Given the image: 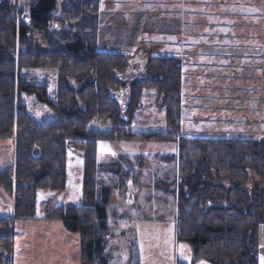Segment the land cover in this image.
I'll use <instances>...</instances> for the list:
<instances>
[{
	"label": "trees",
	"instance_id": "1",
	"mask_svg": "<svg viewBox=\"0 0 264 264\" xmlns=\"http://www.w3.org/2000/svg\"><path fill=\"white\" fill-rule=\"evenodd\" d=\"M99 31L100 0H0V139L11 140L15 152L14 168L0 167V196L13 207L0 216V264L14 263L17 227L37 218L38 192L66 189L71 149L83 151L84 202L48 208L44 218L80 234L81 264L114 261L111 253L119 246L113 245L109 211H118L119 199L113 194L149 156L121 154L106 170L98 162L102 141L177 144L176 154L154 155L173 160L179 172L175 181L156 184L165 198H175L176 237L192 252L191 263L177 264H258L264 137L181 136L182 59L149 55L143 72H128L124 53L99 51ZM35 70L56 71L55 86L44 75L35 83ZM150 92L156 105L165 106L168 129L134 131ZM29 101L55 117L37 118ZM104 171L113 174L109 185L98 176ZM140 262L133 240L124 264Z\"/></svg>",
	"mask_w": 264,
	"mask_h": 264
},
{
	"label": "rangeland",
	"instance_id": "2",
	"mask_svg": "<svg viewBox=\"0 0 264 264\" xmlns=\"http://www.w3.org/2000/svg\"><path fill=\"white\" fill-rule=\"evenodd\" d=\"M22 7L26 5L23 3ZM54 14L61 13L57 9ZM60 27L55 24L56 29ZM98 45L99 51L124 53L128 61L138 53L146 59L149 55L182 59L181 136L264 137V0H100ZM139 66V63L131 65L128 72L139 70ZM55 73L35 70L32 80L39 83L38 77L44 75L54 87ZM143 102L133 130L168 129L165 106L155 104V92H150ZM33 105L29 101L30 113L37 118L55 117L52 112ZM6 141L10 153L5 159L0 157V164L10 169L14 145L11 140ZM176 152L174 142L98 144V162L106 170L110 169L111 160L121 154L149 156L139 173H130L131 179L122 188H113V200L119 199V208L109 211V220L115 229L113 245L119 247L111 253L116 255L110 264L126 263L123 253L127 254V240L134 237L139 241L140 264L192 262L189 245L178 242L176 237L175 198H165L156 188L161 180L175 181L179 172L173 160L168 162L163 157L162 161L154 155ZM83 164V151L71 149L66 189L38 192L37 218L21 222L17 227L13 264H81L80 234L67 230L61 220H47L44 216L51 207L83 204ZM122 174L118 175L120 182L125 176ZM98 176L109 185L113 174L104 171ZM122 215L129 219L134 216L135 220L123 221ZM259 251L258 264H262L264 224L259 228Z\"/></svg>",
	"mask_w": 264,
	"mask_h": 264
},
{
	"label": "crops",
	"instance_id": "3",
	"mask_svg": "<svg viewBox=\"0 0 264 264\" xmlns=\"http://www.w3.org/2000/svg\"><path fill=\"white\" fill-rule=\"evenodd\" d=\"M12 145H13V143H12ZM12 147H13V155H12L13 159L11 161V165H12V168H14L15 153H14V146H12ZM9 148H11V147L8 146V143H7L6 139L5 138L0 139V157H3L5 159V157L8 156L7 154L10 153L8 151ZM12 162H13V164H12ZM0 167H2L1 164H0ZM12 168L10 167V169H12ZM11 203H12V201H10V203H9V201L6 198H4L3 195H2V197L0 196V216H2V217L4 216L5 217V216H9L12 213V208L13 207H12ZM132 212L133 211L130 210L129 214H131ZM122 219H123V221H131V222H133L135 220L134 216L132 217V219H129L128 216H125V215H122ZM114 230L115 229L113 228V231ZM130 232H133V231H130ZM133 240L136 241L137 249H139V241L135 237L134 238H129L127 240L128 244L126 246L130 245ZM117 245H119V244H117ZM126 251H127V254L123 253V258L125 260L127 259V256H128V247L126 248ZM124 254L126 255V258H125ZM140 261H141V259H140Z\"/></svg>",
	"mask_w": 264,
	"mask_h": 264
},
{
	"label": "water",
	"instance_id": "4",
	"mask_svg": "<svg viewBox=\"0 0 264 264\" xmlns=\"http://www.w3.org/2000/svg\"><path fill=\"white\" fill-rule=\"evenodd\" d=\"M137 61H141V65H144V63H145V61H144V59H143V57H142L141 54L136 55V56L130 61V63H134V62H137Z\"/></svg>",
	"mask_w": 264,
	"mask_h": 264
},
{
	"label": "flooded vegetation",
	"instance_id": "5",
	"mask_svg": "<svg viewBox=\"0 0 264 264\" xmlns=\"http://www.w3.org/2000/svg\"><path fill=\"white\" fill-rule=\"evenodd\" d=\"M142 55H144V54H142ZM137 63H139V62L133 63L131 65L132 66H135V64H137ZM144 67H145V65L143 67L142 66H139V70H133V71H134V73L143 72L144 71Z\"/></svg>",
	"mask_w": 264,
	"mask_h": 264
},
{
	"label": "snow or ice",
	"instance_id": "6",
	"mask_svg": "<svg viewBox=\"0 0 264 264\" xmlns=\"http://www.w3.org/2000/svg\"><path fill=\"white\" fill-rule=\"evenodd\" d=\"M39 115V114H38ZM183 247V246H182ZM262 260V264H264V257L261 258ZM201 264H203V262H201Z\"/></svg>",
	"mask_w": 264,
	"mask_h": 264
}]
</instances>
